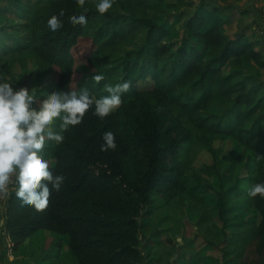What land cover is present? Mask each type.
<instances>
[{
	"label": "trees",
	"instance_id": "trees-1",
	"mask_svg": "<svg viewBox=\"0 0 264 264\" xmlns=\"http://www.w3.org/2000/svg\"><path fill=\"white\" fill-rule=\"evenodd\" d=\"M5 1L22 14L18 24L0 13V81L27 88L15 77L14 62H8L13 56L24 72L40 61V76L52 75V83L36 92L37 101L47 93L85 90L96 99L121 79L131 83L120 107L107 117L96 116L93 105L61 144L46 143L50 170L65 180L44 210L21 207L11 186L5 229L12 252L48 232L54 242L43 262L67 246L76 264H153L141 248L140 233L147 227L141 224L143 210L158 196L163 205L190 200L199 212L208 194L200 171L186 159L185 146L195 135L197 146L213 155L214 141L235 142L244 154L228 157L226 172L237 164L249 171L226 179L215 214L207 220L201 213L198 226L208 234L206 226L215 230L222 251L235 254L238 264H264V197L247 195L253 184L264 183V54L257 43L226 34L205 11L191 18L181 12L177 18H187L180 36L162 24L169 11H181L194 0H115L104 14L96 10L97 0H85L83 7L74 0L33 6ZM61 13L63 28L53 34L47 23ZM81 14L85 25L69 24ZM95 75L104 79L97 83ZM148 79L153 89H141ZM109 130L117 147L102 151V135ZM240 211L258 215L259 224L239 220ZM231 228L236 233L230 236Z\"/></svg>",
	"mask_w": 264,
	"mask_h": 264
},
{
	"label": "rangeland",
	"instance_id": "rangeland-1",
	"mask_svg": "<svg viewBox=\"0 0 264 264\" xmlns=\"http://www.w3.org/2000/svg\"><path fill=\"white\" fill-rule=\"evenodd\" d=\"M45 1L47 0H21V4L33 6ZM205 1L206 5L202 3L203 0H194L193 5L184 7L181 11L177 9L169 11L166 16L162 17V24L167 28L175 27L178 36H180L187 16L191 18L197 11L212 13L215 16L213 20L219 21L223 25L226 34L247 36L257 43L258 50L264 54V0ZM215 10L219 13L217 14ZM181 12H186L187 16L178 19L177 16ZM0 13L17 21L18 24L20 22L19 15L22 14L20 7L9 8L5 0H0ZM8 62H14L15 77L21 83L27 82L29 91L33 90L36 93L52 83V75L40 76V61L30 63L28 72H24L13 56L8 58ZM229 73L230 69L224 70V74ZM260 76L264 81V70L260 71ZM153 87L154 84L150 79L140 83V88L143 90H151ZM53 130H57L55 126ZM213 146L216 149L215 155L198 147L195 135L192 143L185 146L188 147L186 148L188 164L200 171L203 184L208 189L203 208L199 212L190 200L179 198L163 205L158 196L153 198L152 207L143 210L141 224L143 227H147L140 233L141 248L144 255H149L152 258L153 264H238L235 254L230 255L231 252L227 248L222 251V241L220 237L215 238V230L206 226L212 233L208 234L206 229H200L198 226L201 213H204L207 220H211L208 214H215L223 190L222 184L227 183L226 179L234 180L249 172L240 164H237V168H229L228 173L226 172L229 165L228 157L244 154V150L235 142L230 139H220L214 141ZM51 165H55L54 160H51ZM12 185L9 184L5 190L0 191V264H76L68 255L67 246H64L59 257L54 256L52 261L43 262L54 242V237L48 232L38 233L27 240L20 251L12 252L5 229V206L7 198L10 197ZM237 216L239 220L253 221L255 226L260 222L258 215L245 214L243 211L238 212ZM214 220H218L216 216ZM218 224L222 225L219 221ZM227 231L230 236L236 233V229L232 228ZM62 239L67 243V238ZM176 254L179 256L175 259ZM181 254L182 257H180Z\"/></svg>",
	"mask_w": 264,
	"mask_h": 264
},
{
	"label": "clouds",
	"instance_id": "clouds-1",
	"mask_svg": "<svg viewBox=\"0 0 264 264\" xmlns=\"http://www.w3.org/2000/svg\"><path fill=\"white\" fill-rule=\"evenodd\" d=\"M115 0H97L96 10L104 14L113 7ZM83 7L85 0H74ZM63 13L53 17L47 28L53 33L62 30ZM72 26L85 25L87 18L81 14L69 19ZM102 75H95L93 80L99 83ZM15 83L0 81V191L9 184L15 187V199L21 207L32 206L37 211L44 210L52 192H59L65 176L54 174L45 158V145L52 142L61 144L64 133L70 127L79 125L85 113L94 105V114L103 119L118 109L122 96L131 87L130 81L106 86L107 95L93 99L82 91H57L37 101L36 93L27 88H16ZM54 126L57 130H53ZM101 150L117 147L115 134L105 131L102 135ZM247 195L254 198L264 197V183H255Z\"/></svg>",
	"mask_w": 264,
	"mask_h": 264
},
{
	"label": "crops",
	"instance_id": "crops-1",
	"mask_svg": "<svg viewBox=\"0 0 264 264\" xmlns=\"http://www.w3.org/2000/svg\"><path fill=\"white\" fill-rule=\"evenodd\" d=\"M178 256H179V254H176V255H175V259H176ZM182 256H183V255L181 254V256H180V257H182Z\"/></svg>",
	"mask_w": 264,
	"mask_h": 264
}]
</instances>
